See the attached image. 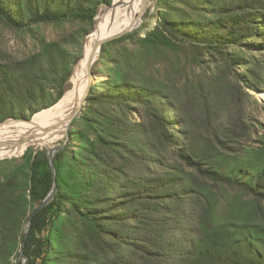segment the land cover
I'll list each match as a JSON object with an SVG mask.
<instances>
[{
    "label": "trees",
    "instance_id": "trees-1",
    "mask_svg": "<svg viewBox=\"0 0 264 264\" xmlns=\"http://www.w3.org/2000/svg\"><path fill=\"white\" fill-rule=\"evenodd\" d=\"M113 1L0 0L17 32L89 26L0 59V124L63 99L83 38ZM159 5L145 37L103 46L109 79L55 155L47 208L33 216L55 182L48 149L0 161V264H22L31 217L29 264H264V123L249 111L250 91L264 92V0Z\"/></svg>",
    "mask_w": 264,
    "mask_h": 264
},
{
    "label": "bare ground",
    "instance_id": "bare-ground-1",
    "mask_svg": "<svg viewBox=\"0 0 264 264\" xmlns=\"http://www.w3.org/2000/svg\"><path fill=\"white\" fill-rule=\"evenodd\" d=\"M151 2V0H115L112 6L100 11L96 28L86 42L83 59L80 60L75 70L77 74V90L75 94L68 99H62L53 109L38 114L32 123L9 121L1 125L0 159L21 155L29 146L40 145V143L34 141L17 150L9 148L11 143L36 130L40 132V130L61 124L60 134L51 140H47L45 144H42L43 146L63 137L69 118L80 108L89 83L96 84L98 80L99 75L89 76L90 68L94 67L100 58L97 43L107 37L133 28L134 24H125L128 17L135 13L145 12Z\"/></svg>",
    "mask_w": 264,
    "mask_h": 264
},
{
    "label": "rangeland",
    "instance_id": "rangeland-1",
    "mask_svg": "<svg viewBox=\"0 0 264 264\" xmlns=\"http://www.w3.org/2000/svg\"><path fill=\"white\" fill-rule=\"evenodd\" d=\"M115 1V0H114ZM113 1V3H114ZM150 7L148 6L147 10L145 12L141 13H135L128 17L126 23H132L134 31L129 33L132 34L136 31H139L144 28L143 33L141 34L142 37L146 36V33L150 30H152L156 25L158 24V21L160 19V13H161V6L159 5V0H151ZM152 4V5H151ZM110 6L107 4H103L99 11H98V17L100 14V11L102 9L109 8ZM89 26L86 24H76V23H64L61 25H46L41 24L33 28V30L29 32H17L9 27H7L3 22L0 21V59L3 60H16L25 57L28 54H31L35 52L39 48V42L40 41H57L61 39H72L73 36H78L82 34L81 31L84 29H88ZM96 25H94L92 32L83 38V51L85 49L86 42L89 38V36L93 33L95 30ZM128 34V35H129ZM253 51H257L256 48L252 49ZM192 57V56H191ZM83 59V58H82ZM81 59V60H82ZM101 59V58H100ZM100 59L97 61L96 65L94 66L95 71H98L97 73L100 76V81H107L109 78L106 74H103L104 66L101 64ZM78 64L76 65L77 68ZM211 70V68H210ZM101 72V73H100ZM105 72V70H104ZM240 72L243 73V69H240ZM70 81V89L66 93L65 97L63 99H68L71 96H73L77 90V74L75 73ZM98 83V82H97ZM254 98L249 100V111L251 115L255 118L257 122H263L264 123V93L261 94V96L257 95L255 92L250 91ZM255 99L259 101V104H256ZM58 105V104H57ZM55 105V106H57ZM54 106V107H55ZM54 107L50 108L53 109ZM49 110V109H47ZM46 110L41 111L40 113L44 112ZM37 113L33 118H35L38 114ZM32 118V119H33ZM134 121L139 120V117L137 113H134L132 116ZM9 120V119H8ZM14 121V120H9ZM24 120H15V122H23ZM27 123V122H25ZM67 140V135L64 134L61 139H58L56 141H53L52 143H48L44 146H41L39 148H46L51 149L54 146L63 145L65 144ZM51 144V145H50ZM36 148V146H34ZM37 149V148H36ZM25 153H22L21 155L9 157V158H1L0 161L6 160V159H14V158H21Z\"/></svg>",
    "mask_w": 264,
    "mask_h": 264
},
{
    "label": "water",
    "instance_id": "water-1",
    "mask_svg": "<svg viewBox=\"0 0 264 264\" xmlns=\"http://www.w3.org/2000/svg\"><path fill=\"white\" fill-rule=\"evenodd\" d=\"M97 22H98V16L95 18V25H97ZM134 29L135 28L128 29L127 31H124L123 33L116 34V35H113L111 37H107V38L99 41L97 43V47L99 48L100 58H101V55H102L103 46L106 43L114 41V40H117V39H120V38L128 35L129 33L133 32ZM75 70H76V67L74 69V73H75ZM96 75H98V74L94 71V67H91L90 70H89V76L93 77V76H96ZM99 79H100V76L98 77L97 82H99ZM94 85L95 84H93V83H89V85L87 87V93L85 94L84 98L82 99V103H81L80 108L73 115H71V117L69 118V122H68V125H67V127L65 129V133H64V134L67 135V140H66L65 144L54 146L53 148L48 150V156H49V160H50V163H51V166H52V170H53V173H54L55 182H54V186H53L51 192L46 197V199L43 201V203L34 211L33 216L37 215L39 212H41L42 210L47 208L52 203V201L55 199V196L57 195L58 186L56 184L55 155L59 151L63 150L66 147V145L68 144V142L70 140V137H71L72 125L75 122V120L78 119L81 116L84 106L87 105L88 97H89L90 93L92 92ZM263 93L264 92H260V93H257V95L261 96V94H263ZM9 120H7L4 123L0 124V126L5 124V123H7V122H9ZM11 120L15 121L16 119H11ZM23 122L32 123V122H34V118L32 120H24ZM60 127H61V124H56V125L48 128V129H43L42 131L40 130V132H42V133H40V132H38L36 130V131H34V132H32V133H30L28 135H25L20 140L11 143L9 145V148L13 149V150H17V149L22 148L24 145H26L28 143H32L34 141H36L37 143H40V145H32V146H36V148H39V147L43 146L42 144L43 143L45 144L47 140H51V139L55 138L56 136H58L60 134V132H61ZM29 147H31V146H29ZM29 147L26 149V151L29 149ZM32 226H33V217H31L29 222H28L27 231H26V238H25V241L22 243L21 250H20V258L22 260V264H29V257L25 254V246H26V240H27V238L29 236V233L31 231Z\"/></svg>",
    "mask_w": 264,
    "mask_h": 264
}]
</instances>
